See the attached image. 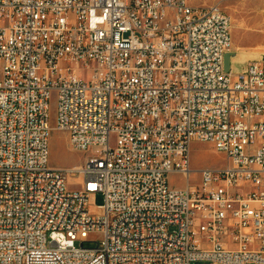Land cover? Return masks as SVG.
<instances>
[{
	"label": "built area",
	"instance_id": "obj_1",
	"mask_svg": "<svg viewBox=\"0 0 264 264\" xmlns=\"http://www.w3.org/2000/svg\"><path fill=\"white\" fill-rule=\"evenodd\" d=\"M190 1L0 0V264H264V60L225 72L231 17ZM195 141L228 160L198 185Z\"/></svg>",
	"mask_w": 264,
	"mask_h": 264
},
{
	"label": "rangeland",
	"instance_id": "obj_2",
	"mask_svg": "<svg viewBox=\"0 0 264 264\" xmlns=\"http://www.w3.org/2000/svg\"><path fill=\"white\" fill-rule=\"evenodd\" d=\"M193 6L220 5L222 10L231 17L233 52L244 55L241 61L248 59L264 58V0H191ZM237 55V56H238ZM247 58H246V57ZM86 77V76H85ZM87 78V77H86ZM56 123V97L53 96L50 102V125L55 127ZM50 159L49 166L54 169H70L83 165L89 154L77 152L70 148L66 133L54 130L49 139ZM191 182L198 185L201 169H216L228 164L227 157L217 152L210 143L193 142L190 148ZM76 179V181H75ZM69 179L70 189L78 188L80 179ZM168 183L171 187L183 189L187 182L183 176L171 174L168 176ZM96 206L104 204V196L97 194L93 202ZM92 211V207H89ZM95 243H87L86 246H95ZM193 264H209L199 261Z\"/></svg>",
	"mask_w": 264,
	"mask_h": 264
},
{
	"label": "water",
	"instance_id": "obj_3",
	"mask_svg": "<svg viewBox=\"0 0 264 264\" xmlns=\"http://www.w3.org/2000/svg\"><path fill=\"white\" fill-rule=\"evenodd\" d=\"M238 54V52H228L225 55V72L229 73V72H233V73H241L243 72L247 65L250 62H254V61H261L264 60V58L262 59H254L251 61H247L248 59H245L244 61H238V62H233V58ZM246 57V56H245ZM247 58V57H246Z\"/></svg>",
	"mask_w": 264,
	"mask_h": 264
},
{
	"label": "bare ground",
	"instance_id": "obj_4",
	"mask_svg": "<svg viewBox=\"0 0 264 264\" xmlns=\"http://www.w3.org/2000/svg\"><path fill=\"white\" fill-rule=\"evenodd\" d=\"M238 55V54H237ZM235 56L234 58H233V62L235 63V62H238V61H241L242 59H243V57H244V55L242 54V55H238V56ZM71 180H74V178H70ZM75 181H76V179H75Z\"/></svg>",
	"mask_w": 264,
	"mask_h": 264
}]
</instances>
